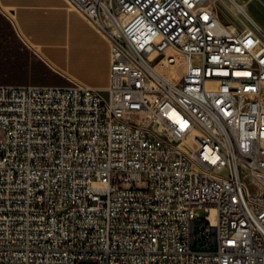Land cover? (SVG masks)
Returning <instances> with one entry per match:
<instances>
[{
  "label": "built area",
  "instance_id": "built-area-1",
  "mask_svg": "<svg viewBox=\"0 0 264 264\" xmlns=\"http://www.w3.org/2000/svg\"><path fill=\"white\" fill-rule=\"evenodd\" d=\"M227 1L66 0L109 84L0 82V264H264V27Z\"/></svg>",
  "mask_w": 264,
  "mask_h": 264
},
{
  "label": "crops",
  "instance_id": "crops-1",
  "mask_svg": "<svg viewBox=\"0 0 264 264\" xmlns=\"http://www.w3.org/2000/svg\"><path fill=\"white\" fill-rule=\"evenodd\" d=\"M5 10L17 36L56 83L71 77L99 89L109 84V41L66 0H0V11ZM2 52L0 62L6 58Z\"/></svg>",
  "mask_w": 264,
  "mask_h": 264
},
{
  "label": "rangeland",
  "instance_id": "rangeland-1",
  "mask_svg": "<svg viewBox=\"0 0 264 264\" xmlns=\"http://www.w3.org/2000/svg\"><path fill=\"white\" fill-rule=\"evenodd\" d=\"M226 0H208V2L218 8V13L220 19L224 23H233V12L228 7ZM238 2H245L246 11L251 15V17L258 22L262 27H264V6L260 0H237ZM227 2V1H226ZM2 13V20H0V25L2 33L0 36V50L10 52L9 62L14 65H21L18 77L16 75L10 76L9 74H4L3 79L5 82L9 83H56L52 79V74L49 71L42 73L43 67L40 65V59L33 53L32 49L27 46L22 40L17 36L14 26L10 20L9 11H0ZM241 21H238L239 30L244 26L243 24L247 22L244 17H241ZM248 23V22H247ZM12 49V50H11ZM6 59V58H5ZM16 68H19L17 67ZM39 70V72H37ZM105 94L104 92H102ZM198 213L203 216L205 212L203 210H198Z\"/></svg>",
  "mask_w": 264,
  "mask_h": 264
},
{
  "label": "trees",
  "instance_id": "trees-1",
  "mask_svg": "<svg viewBox=\"0 0 264 264\" xmlns=\"http://www.w3.org/2000/svg\"><path fill=\"white\" fill-rule=\"evenodd\" d=\"M2 18H3L2 17V13L0 12V20H2ZM1 33H2V29H1V25H0V36H1ZM2 53H3L4 56H6V59L4 60V62H0V74H2V75L9 74L12 77H13V75H16L18 77H21L19 75V71H22V70H20L21 65H18V66L16 65L19 68H16V66L13 67L14 65L10 64V62H9V56H8V54L10 52L3 51ZM45 71L46 70L43 68L42 73H44ZM37 72H39V70H37Z\"/></svg>",
  "mask_w": 264,
  "mask_h": 264
},
{
  "label": "bare ground",
  "instance_id": "bare-ground-1",
  "mask_svg": "<svg viewBox=\"0 0 264 264\" xmlns=\"http://www.w3.org/2000/svg\"><path fill=\"white\" fill-rule=\"evenodd\" d=\"M227 1V0H226ZM228 7L231 9V11H233L234 13H237V5L234 3H230V2H226ZM239 5H242L243 7H245V2H238ZM142 35V28L140 27H130V36H141Z\"/></svg>",
  "mask_w": 264,
  "mask_h": 264
}]
</instances>
